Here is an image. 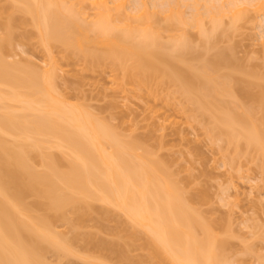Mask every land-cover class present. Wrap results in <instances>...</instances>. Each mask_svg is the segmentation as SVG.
I'll return each mask as SVG.
<instances>
[{"label": "bare ground", "instance_id": "6f19581e", "mask_svg": "<svg viewBox=\"0 0 264 264\" xmlns=\"http://www.w3.org/2000/svg\"><path fill=\"white\" fill-rule=\"evenodd\" d=\"M8 1L11 14L20 10L31 16L24 22L37 28V36L50 61L41 72L35 68L25 71L17 62L7 63L0 50V264H49L44 260L47 250L62 255L70 253L69 243L52 229L51 214L43 215L38 210L60 212V217L56 214L61 218L66 209H95V201L118 208L132 222L133 230L138 227V233L134 230L128 236L132 241L145 238L141 232L146 234L141 245L147 251V260L153 264H223V241L189 207L176 185L165 177L159 163L136 152L134 142L120 140L107 124L82 106L69 103L56 93L51 48L59 43L67 52L81 53L92 61L108 57L115 66H123L127 76L145 82L156 75L160 81L167 77L181 85L187 93L184 95L205 111L210 100L219 106L215 98L223 91L224 81L213 73L215 69L206 73L196 68L200 73L196 70V74H188L183 66L175 65L173 73H168L167 64L172 59L168 49L190 51L189 25L199 30L206 46L223 24L224 15L232 12L236 20L245 5L242 7L237 0H221L224 3L220 6L213 0H202V6L201 0L157 1L163 8H158L160 14L165 15V21L162 20L166 23L162 26L164 23L160 24L157 15L154 18L156 12L151 14L146 2L138 5L133 15H128L123 12V0L110 1L111 5L109 0H92L98 10L94 19L86 22L81 5L87 0ZM255 2L251 6L261 11L264 1ZM182 4L195 8L189 19L183 17ZM205 18H209L211 26H206ZM122 20L125 26L118 25ZM162 29L176 31L168 44L160 40ZM91 31L96 34L95 39ZM162 48L167 51L163 52ZM222 52L216 55V60L208 61L212 65L219 63L226 56ZM126 59L133 61L131 68ZM226 103L225 107L220 105L223 112L216 110L220 114L215 116L222 127H227L228 142L236 136L240 138L236 137V141L245 138L246 146L264 154V126H261L264 119L258 124L248 118L256 107L242 114L228 108ZM219 124L215 127L219 128ZM5 135H10L11 141ZM52 147L64 152L55 153L50 150ZM34 156H39L43 169L34 165ZM28 197H34V201L27 202ZM127 240L130 245V239ZM141 260L133 263L143 264Z\"/></svg>", "mask_w": 264, "mask_h": 264}, {"label": "rangeland", "instance_id": "374dc122", "mask_svg": "<svg viewBox=\"0 0 264 264\" xmlns=\"http://www.w3.org/2000/svg\"><path fill=\"white\" fill-rule=\"evenodd\" d=\"M123 1V12L128 15H133L138 5L146 2L150 13L154 15L156 12L154 18L157 15L160 24L165 26L166 22L162 20L164 18L165 21V15L158 10L162 8L158 3L161 0ZM255 1L237 0L242 7L245 5L239 18L234 20L232 12L226 11L223 24L206 46L199 30L187 25L191 52L168 49L172 55L166 68L168 73H173L175 65H181L188 74H194L198 70L196 68L206 73L216 70L213 73L224 81L223 91L215 98L219 106L210 98L208 101L207 97L209 109L205 111L198 109V104L188 99L189 95L186 97L181 85L167 77L160 81L156 75V78L145 82L127 76L124 67L115 66L108 57L92 61L81 53L67 52L59 43L51 48L56 93L69 103L82 106L98 121L107 124L120 140L134 142L136 152L159 163L165 177L176 185L189 207L207 224L209 231L223 241V264H264V154H260L257 148L253 149L255 147L246 146L244 137L239 141L237 129L235 136L240 146L236 137L228 142L229 137L225 135L227 127H222L215 116L223 112L220 105L223 107L227 102V107L242 114L248 108L256 107L257 110L248 117L252 122L259 124L264 119V96L259 98V95H264V87H261L264 86V8L257 11L251 6ZM203 2H199L200 6ZM213 2L218 6L224 3L221 0ZM92 3V0H87L80 4L86 22L92 21L98 10ZM10 5L8 0H0V50L4 60L10 64L17 62L23 70L27 69L25 71L35 68L41 72L48 66L50 55L37 36V28L30 22H24L31 16L20 10L11 14ZM180 6L183 17L189 19L195 8L185 4ZM228 6L229 3L224 7ZM208 19L205 18L207 27L211 26ZM124 21L117 23L125 26ZM175 33L162 29L160 40L168 44ZM90 35L96 38L93 31ZM90 45L95 47L94 43ZM219 51L226 53L225 60L222 58L213 66L208 60H216ZM125 63L131 68L133 61L126 59ZM246 93L253 94V97ZM261 123L264 126V122ZM216 124L220 127L216 128ZM5 137L11 141L10 135ZM50 150L58 154L64 152L53 147ZM34 157V165L43 169L39 156ZM32 200L34 197L27 198L29 203ZM109 205L95 201V209H66L65 215L61 212V218H57L60 212L38 210L40 214L44 212L43 215L45 212L47 215L58 214L52 215L54 218L49 215L52 229L69 243L71 249L66 255L47 250L44 260L49 264H91L92 261L97 264H135L134 261L144 259L141 260L143 264H153L147 260V251L142 249L146 234L141 232L145 238L139 236L142 240L135 239V242L128 238L134 230L138 233V227L133 230L125 213ZM125 238L130 239V245Z\"/></svg>", "mask_w": 264, "mask_h": 264}]
</instances>
